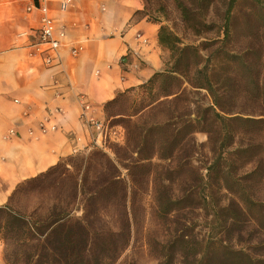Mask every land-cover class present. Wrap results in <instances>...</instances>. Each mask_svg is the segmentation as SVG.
I'll return each mask as SVG.
<instances>
[{
    "label": "rangeland",
    "instance_id": "1",
    "mask_svg": "<svg viewBox=\"0 0 264 264\" xmlns=\"http://www.w3.org/2000/svg\"><path fill=\"white\" fill-rule=\"evenodd\" d=\"M259 1H236L229 38L221 48L240 57L228 66H213L214 79L220 82L218 88L222 84L235 91L234 99L243 90L236 101H229L235 110L246 111L235 115L252 119L262 117L255 113L261 107L256 92H249L258 90L254 83L258 75L264 90V0ZM226 3L227 0L210 1L206 27L199 36L184 28L171 6L164 24L183 44L200 46L216 60ZM163 50L168 65L170 54ZM113 99L103 104L102 119L117 130L119 141L107 140L105 149L92 148L63 157L61 166L48 176L40 173L20 182L5 204L37 218L45 217L53 206L67 209L71 218H79L84 202L79 185L89 192L97 175L103 179L107 174L100 163L108 159L116 164L121 183L93 202L92 227L102 229L104 234L90 236L84 264H247L245 255L264 260L261 208H253L261 225L258 226L255 221H247L235 206L248 190L258 199L264 198V172L257 169V175L249 176V171L259 165L257 160L264 144L259 126L229 122L219 129L207 112V122L195 124V132L185 139L183 135L176 136L170 144L174 148L170 149L165 145V125L187 131L183 122L195 119L198 107L211 103L203 89L167 76L118 93ZM232 146L247 147V151H235ZM90 152L102 154V159L91 156L86 173L79 171L70 159L80 162ZM221 152L229 161L206 182L205 168ZM253 159L257 160L252 163ZM123 188L127 190L125 200L121 195ZM204 196H208V204L203 201ZM124 201L126 217L120 208ZM217 205L224 209L217 210ZM5 254L6 244L0 240V264H5Z\"/></svg>",
    "mask_w": 264,
    "mask_h": 264
},
{
    "label": "crops",
    "instance_id": "2",
    "mask_svg": "<svg viewBox=\"0 0 264 264\" xmlns=\"http://www.w3.org/2000/svg\"><path fill=\"white\" fill-rule=\"evenodd\" d=\"M59 1L48 0V7L65 36L45 65L41 56L29 55L27 35L39 14L25 9L38 0H0V205L20 182L90 142L80 96L92 106L88 115L102 119L104 103L165 66L159 25L134 16L143 0H70L65 11ZM47 121L56 130L41 133L40 123ZM10 129L14 135L7 137Z\"/></svg>",
    "mask_w": 264,
    "mask_h": 264
},
{
    "label": "trees",
    "instance_id": "3",
    "mask_svg": "<svg viewBox=\"0 0 264 264\" xmlns=\"http://www.w3.org/2000/svg\"><path fill=\"white\" fill-rule=\"evenodd\" d=\"M211 0H143L144 6L142 10L134 13L135 17H146L148 21L159 25L157 39L160 47L166 49L170 54V62L168 65L165 63V69L161 72H156L146 83H152L158 77H167L176 80L179 83L185 81L188 85L196 89H203L210 98V105L206 107H198L195 119H187L183 122V132L170 128L171 124H166L164 129L166 133L165 145L166 148L174 147L170 146L176 136L183 135L185 137L190 136L195 132V126L199 123L207 122V112H210L212 121L220 129L223 123L229 122H242L257 124L259 126V132L264 137V90H261V86L257 76V83L254 81L258 90H249V92H256L258 101L261 107L258 113L262 116L259 119L243 118L238 113H246V111L239 112L232 106H229V101H236L238 97L243 95V90L234 99L233 90H227L225 86L221 84V87H217L220 82L215 81L213 66L216 68L219 65H229L232 61H236L240 56L232 55V52H228L221 47L225 44L229 38L230 22L232 18V9L237 0H227L226 9L222 16V25L219 33L222 34V40L218 56L216 60L210 58V54L203 52V48L194 44H183L181 40L176 36L174 31L170 29L165 21L168 20L167 9L169 6L173 7L178 13L181 24L185 29H189L193 35L199 36L203 33V27H206L205 16L210 5ZM260 2L259 0H255ZM214 61V62H213ZM183 80V81H182ZM260 89V90H259ZM115 99L110 100V102ZM109 103V101H108ZM254 113V112H247ZM196 124V125H195ZM162 128V127H159ZM189 128V130H188ZM220 135V130H218ZM261 157L257 160L259 165L249 171V176L257 175V169L264 172V144H262ZM96 149V148H95ZM94 149V150H95ZM231 149L237 151H247L246 148L237 149V147H231ZM98 150V149H96ZM91 151V150H90ZM93 151V150H92ZM88 156H83L77 162L78 159H70L78 165V170L85 171L90 167L91 156L93 158L102 159V154L90 152ZM225 152H221L210 162L205 168L206 182L212 178L213 173L221 171L223 166L229 161L225 156ZM255 159L251 160L256 161ZM60 162V161H59ZM50 167L40 176H48L55 169L61 166V162ZM101 160L100 165L104 166V170L107 174L103 179L99 178L94 181L93 188L83 190V185H79V190L83 195L84 202L82 203V215L79 218H71L67 209L62 207L53 206L48 214L43 218H37L34 215H24L13 210L10 205H0V240L6 244L5 264H84L86 261L83 256L89 252V238L92 235L104 234L102 229H94L90 221L91 207L94 206V201L100 197L101 193L108 191H114L118 185H120V175L118 174L116 164L113 161L106 160L103 163ZM101 174V173H100ZM104 176V174H102ZM80 176L79 180L81 181ZM96 177V178H97ZM262 184H264V173L261 176ZM85 181V180H84ZM226 191H230L227 187ZM204 193L205 190L203 189ZM124 200L127 197V190L123 188V194H121ZM207 197L204 196L203 201L207 203ZM235 204L238 213L245 216L247 221H255L258 226H261L259 221L253 214V208H261L259 215L264 217V198L258 199L251 190L245 194V198L240 197ZM123 210V216H127V207L125 201L120 207ZM217 210L223 208L216 206ZM224 209V208H223ZM99 213V212H98ZM217 213V212H216ZM85 237V238H84ZM10 249V252H9ZM8 250V251H7ZM12 250V251H11ZM240 252H233L234 255ZM241 255H244L241 253ZM247 264H262L264 260H254L245 255ZM234 262L235 260H230Z\"/></svg>",
    "mask_w": 264,
    "mask_h": 264
},
{
    "label": "built area",
    "instance_id": "4",
    "mask_svg": "<svg viewBox=\"0 0 264 264\" xmlns=\"http://www.w3.org/2000/svg\"><path fill=\"white\" fill-rule=\"evenodd\" d=\"M70 5V0H60V10L65 11ZM26 13L31 16L34 11H38L39 17L37 19V26L31 30L30 34L27 35L31 38L29 47L31 51L30 56L42 57L43 63L49 65L52 57L58 55V50L61 46V40L65 36L63 30H56L54 19L51 17L50 10L48 7V0H38L37 4L30 2L26 6ZM77 49H72V54L76 55ZM81 110L80 118L90 131V142L84 143L82 146L75 145L72 148V155H76L81 151L90 150L92 148L105 149L104 144L107 140L119 141L117 130L109 127L103 119H98L95 116L89 114L92 106L80 96ZM59 112V110H57ZM39 129L41 133L48 131H55L56 126L54 124L40 123ZM31 133V132H30ZM14 135V131L10 129L7 133V137Z\"/></svg>",
    "mask_w": 264,
    "mask_h": 264
}]
</instances>
